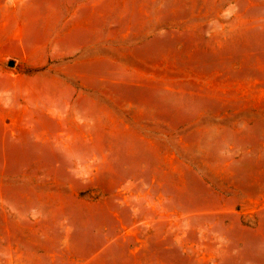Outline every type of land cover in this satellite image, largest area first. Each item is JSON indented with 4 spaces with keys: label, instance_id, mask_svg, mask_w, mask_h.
Listing matches in <instances>:
<instances>
[{
    "label": "rangeland",
    "instance_id": "rangeland-1",
    "mask_svg": "<svg viewBox=\"0 0 264 264\" xmlns=\"http://www.w3.org/2000/svg\"><path fill=\"white\" fill-rule=\"evenodd\" d=\"M0 264H264V0H0Z\"/></svg>",
    "mask_w": 264,
    "mask_h": 264
}]
</instances>
